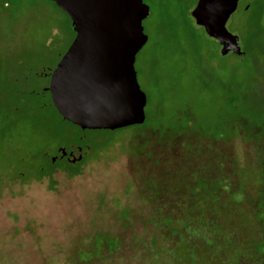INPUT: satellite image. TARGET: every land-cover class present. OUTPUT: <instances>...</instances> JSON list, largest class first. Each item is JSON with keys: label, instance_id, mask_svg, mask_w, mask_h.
I'll return each mask as SVG.
<instances>
[{"label": "rangeland", "instance_id": "obj_1", "mask_svg": "<svg viewBox=\"0 0 264 264\" xmlns=\"http://www.w3.org/2000/svg\"><path fill=\"white\" fill-rule=\"evenodd\" d=\"M197 2L143 0L145 123L83 132L46 91L71 21L50 0H0V264H205L201 247L264 264V0L227 25L243 56L196 26ZM83 146L84 164L59 158Z\"/></svg>", "mask_w": 264, "mask_h": 264}, {"label": "water", "instance_id": "obj_2", "mask_svg": "<svg viewBox=\"0 0 264 264\" xmlns=\"http://www.w3.org/2000/svg\"><path fill=\"white\" fill-rule=\"evenodd\" d=\"M71 21L75 38L52 71L46 91L59 116L81 131H116L145 123L146 95L135 70L148 42L143 21L150 9L143 0H50ZM240 0H198L190 17L209 37L220 28L235 45L221 54L241 56L239 38L227 31ZM81 151V149H80ZM62 158L65 150H60ZM79 158L70 155L68 162ZM53 163L55 160H52Z\"/></svg>", "mask_w": 264, "mask_h": 264}, {"label": "trees", "instance_id": "obj_3", "mask_svg": "<svg viewBox=\"0 0 264 264\" xmlns=\"http://www.w3.org/2000/svg\"><path fill=\"white\" fill-rule=\"evenodd\" d=\"M74 35H75V33H74ZM53 106V105H52ZM55 109V108H54ZM56 113H57V111H56ZM58 114V113H57ZM59 115V114H58ZM61 118V117H60ZM139 127H142V126H139ZM134 128H136V127H134ZM79 129V128H78ZM84 132V131H83ZM87 132H91V131H87ZM95 132V131H94ZM84 162H85V160L84 161H82V162H80V163H77V164H71V163H68V162H66V164L70 167V166H73V165H82V164H84ZM57 165V163H52L51 162V160H50V166H49V171H47V172H45L44 170H40V175H41V177L42 176H46V175H51V174H53L54 173V171H55V168L57 167L56 166ZM245 189L244 190H241V194H242V196H243V200L244 199H247V197L245 196ZM243 202V201H242ZM170 220H167V222H169ZM182 238H183V240H184V244H185V246L186 247H191V246H193L194 244H195V242H193V243H191L192 241H194L193 240V238H191V237H187V238H185V237H183V235H182ZM209 240L210 239H208V238H204V241L205 242H209ZM211 245H212V243H211ZM213 248H215V247H213ZM201 249V255H199L197 258H195L194 259V257L192 258V260L194 261H201V260H206V263L205 264H212V262H214L215 261V257L212 255V253H214V252H212V251H210L211 253H209V251H206V250H204V248L203 247H201L200 248ZM223 250V249H222ZM189 251V250H188ZM203 252V253H202ZM176 256L177 257H180V258H184L185 259V256H186V254H183L181 251H179V253L178 254H176ZM256 256L257 257H259V256H263L264 257V254H256ZM191 261V260H190ZM181 261L179 260V259H176V262H175V264H179ZM217 262V261H216ZM180 264H183V263H180Z\"/></svg>", "mask_w": 264, "mask_h": 264}, {"label": "flooded vegetation", "instance_id": "obj_4", "mask_svg": "<svg viewBox=\"0 0 264 264\" xmlns=\"http://www.w3.org/2000/svg\"><path fill=\"white\" fill-rule=\"evenodd\" d=\"M217 30H218V31H217L216 34H218L220 37H217V38L214 39V40L217 42V44L219 45V47L221 48L222 46H225V48H226L227 50H235L236 48H235V45H234V41H233L228 35H226V34L223 32L222 29H221V33L219 32V31H220V28L217 29ZM227 31H228V30H227ZM228 33H229V32H228ZM230 34H231V33H230ZM238 44H239L240 49H241L240 42H239ZM230 54H234V53L230 52ZM234 55H236V54H234ZM243 55H244V54H242L241 56H243ZM236 56H238V55H236ZM80 149H81V151H80ZM84 149H85V146H83L82 148H74V147H73V148L69 149L68 151L65 150V151H66V156L63 157V158H62V154H61V152H59V154H60L59 158L62 159V160H65L66 162H68V159H70V155H72L73 157H76V158H79L80 156H82V159H81V161H80V162H82V161L85 160V157L88 155V154L84 153ZM86 149H88V148H86ZM59 158L55 159V161H56V160L58 161ZM80 162H77V163H80ZM52 163H53V161H52ZM54 163H55V162H54ZM54 163H53V164H54ZM68 163H69V162H68ZM77 163H75V164H77Z\"/></svg>", "mask_w": 264, "mask_h": 264}]
</instances>
